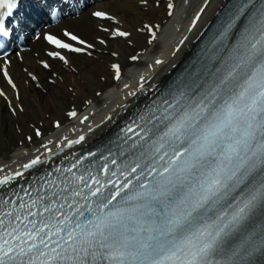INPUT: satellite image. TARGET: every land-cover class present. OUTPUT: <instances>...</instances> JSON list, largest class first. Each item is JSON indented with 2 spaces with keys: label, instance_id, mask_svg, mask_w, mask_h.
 Instances as JSON below:
<instances>
[{
  "label": "snow or ice",
  "instance_id": "1",
  "mask_svg": "<svg viewBox=\"0 0 264 264\" xmlns=\"http://www.w3.org/2000/svg\"><path fill=\"white\" fill-rule=\"evenodd\" d=\"M27 24L0 20V33ZM156 27L144 26L153 39ZM62 35L80 46L41 38L76 53L95 47ZM48 55L67 62L61 51ZM112 67L119 80L121 65ZM0 75L17 87L6 67ZM157 91L144 113L95 150L57 162L42 144L22 170L0 178V264H264V0H225L197 52Z\"/></svg>",
  "mask_w": 264,
  "mask_h": 264
},
{
  "label": "bare ground",
  "instance_id": "2",
  "mask_svg": "<svg viewBox=\"0 0 264 264\" xmlns=\"http://www.w3.org/2000/svg\"><path fill=\"white\" fill-rule=\"evenodd\" d=\"M224 2L148 0L145 5L142 0H94L77 12L38 28L26 49L10 53V62L0 64L8 69L17 85L11 87L7 78L0 75L3 92L0 95V172L31 156L35 148L44 150L42 144L49 147L53 136L58 144L84 135L86 140L77 147L102 139L192 53ZM167 4H173V8L168 9ZM98 10H106L114 19L93 16ZM198 14L201 18L193 24ZM149 24L157 26L154 39L144 29ZM117 28L131 36L112 35ZM65 30L95 47L87 54L76 53L56 49L41 38L49 33L63 37ZM101 39L105 41L103 44ZM52 50L61 51L67 62L50 57L48 53ZM132 56L138 59H130ZM156 60L163 63L156 64ZM43 61L51 67L45 68ZM115 61L120 62L122 69L119 80L113 78ZM129 66L133 67L130 72ZM32 76L37 79L32 80ZM133 92L137 95L133 96ZM92 106L93 112L84 111ZM74 109L79 115L69 116ZM86 115L88 119L84 120ZM37 128L43 135L35 136ZM29 136L33 137L31 141L27 139Z\"/></svg>",
  "mask_w": 264,
  "mask_h": 264
}]
</instances>
